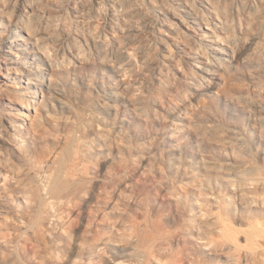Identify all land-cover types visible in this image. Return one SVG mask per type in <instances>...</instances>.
I'll list each match as a JSON object with an SVG mask.
<instances>
[{
  "label": "rangeland",
  "instance_id": "rangeland-1",
  "mask_svg": "<svg viewBox=\"0 0 264 264\" xmlns=\"http://www.w3.org/2000/svg\"><path fill=\"white\" fill-rule=\"evenodd\" d=\"M121 1L0 0V154H12L0 164V180L12 178L0 198V264H127L137 252L118 242L88 254L93 233L109 231L101 213L88 215L99 195H113L99 210L120 233L136 219L145 236L182 230L195 247L221 211L241 231L251 212L264 222V6L209 0L210 25L186 27L171 0ZM179 26L229 53L191 63ZM74 163L75 178L90 180L77 183L88 194L80 218L51 205Z\"/></svg>",
  "mask_w": 264,
  "mask_h": 264
},
{
  "label": "bare ground",
  "instance_id": "bare-ground-1",
  "mask_svg": "<svg viewBox=\"0 0 264 264\" xmlns=\"http://www.w3.org/2000/svg\"><path fill=\"white\" fill-rule=\"evenodd\" d=\"M120 1L121 0H119V2ZM258 2L260 3L261 6H264V0H258ZM16 3H17V1H16ZM171 3L174 6V13H172L173 17L178 18V20H180L179 22H182V24L184 26L187 27V26H190L192 24L199 25L200 21H203V22L206 21L208 26L210 25L209 19H211V14L209 16V12L213 13L215 6L213 8L214 4L212 5L209 2V0H171ZM222 19H221V21L218 19L217 23H219V21H220L221 25L222 24L224 25V23H222L224 20L222 21ZM219 24H216V25L219 27V26H221ZM176 25H178V24L176 23ZM179 27L181 28V26H179ZM192 27H190V28L192 29ZM175 33H176L177 38L183 39V40L186 39L185 40L186 45H183L184 47H182V50L184 52H186L187 59L193 64L197 63V65L198 64L211 65L213 63V61L216 60V59H213V57H214V55H212L213 51L215 53L225 54V55H227V53H229L228 50H227L228 52L226 51V48H228V47H226V48L223 47V43L220 41H219L220 45H217V43H216L217 41H215L214 43H212L210 45H207L206 42H209V40H208L209 38H207L209 36L207 34H205V36H203L202 38H201V36L195 38L194 36H192L191 34L186 32L183 28L178 29V30L176 29ZM189 37L195 38V40L193 39L194 41L192 42V40H190ZM0 41H1V39H0ZM209 48L212 49V51L210 50L211 53L209 52ZM10 55L17 57L16 56L17 54L15 55V53H13V52H11ZM221 60H218V61H221ZM199 66H201V65H199ZM202 67H204V66H202ZM27 68L28 67H24V69H27ZM199 68L202 71L204 70V68H201V67H199ZM17 71L18 70H16L15 73H17ZM39 78H40V82L38 81L36 86L43 93L42 88H41V85H43V82H44L43 76L40 75ZM33 94H35L34 91L31 92L32 97L34 96ZM13 127H14V131L16 132L17 135H19V138H20V136L22 134L21 130L25 129V127H26L25 120L23 122H21L20 124L16 123ZM6 150H8V149H6ZM9 155L11 156L12 154H4V155L0 154V164H2V163L8 164L7 161H9L8 160ZM75 164L76 163H74L73 167L68 169V171H67L68 173L66 172L67 177H70V178H68L69 184L65 185L66 183H64V185H62L60 187L56 186L57 189L53 188V191L50 190V194L52 193L51 196L54 199V203H52L51 205L53 206L52 209L55 210L56 207H60V209L62 208V209L69 211V214H72L73 210H78L79 211V218H80L82 213H83L82 205H83V202L85 201V198H86L85 196L88 194L86 193L85 196L81 195V192L84 189H82V188L80 189L79 186H77V183L80 181L84 182V183H86V182L88 183L90 180L88 181L87 177L84 175H81V178H79L78 180L75 178L76 177L75 171L77 170V166ZM64 170L62 172L65 174ZM10 176H11V174L10 175L9 174H6V175L2 174L1 175L0 198L10 196V192H9V188L11 187L10 186L11 185L10 179H12ZM62 179L60 181H62ZM90 188L92 189L93 187H90ZM47 190H49V189H47ZM238 198L242 201L241 197H238ZM95 199H96V201H92L91 202L92 206H89V208H88L89 209L88 210L89 218H91L92 222H96L97 220H99L97 218L98 214L101 213L103 215V218L101 219V221H100L101 223H99V225H102L103 228H109L108 229L109 231H106V233L108 232V235H104L101 233H97V234L93 233L94 234L92 237L93 246L91 245L92 248H91V250L89 249V252H88L90 257H92V255H97V254L99 255L100 253H102V256L105 255V252L107 250L104 253L101 252L104 250L103 245H106V242H108V241H110V242L114 241V242H118L119 244H124L126 247L127 246L131 247L137 252V253L133 254V256H130L131 260H129V262H128L129 264H154V263H158V264H264V222L258 221L256 219L257 216H255L254 214L252 216V212L248 216L249 221H250L249 222L250 225L249 224L248 225L251 227L250 231H247V230L241 231L233 225L234 221L235 220L237 221L236 216H229L228 215L226 217L227 214L223 211H221V213L220 212L217 213V216H216L215 222H214L215 226H214V224L210 225L209 227H207L208 225L205 226V228L207 230L206 232L204 231L205 233H202L199 231L200 233H198L197 238L200 239L201 244L199 243L200 246L195 247L192 244L193 240H192V237L190 236L191 234L189 235L191 239L186 238L188 235L186 237H184L185 234H184V236L182 235V233H183L182 230H180V231H182L181 234H180V231L176 232V233H179L178 235L175 234V231L173 233V232H170L171 231L170 229H168V230H170V231H167L168 235H167V233L159 232L160 234L162 233V236H160V234H159V237H150L147 235L145 236L146 230H144L140 227V224L138 223V221H136V219L134 220V223L132 222L133 224H130V230H131V233L129 232L130 235L128 236V233H127V235L122 234V233H120L121 227H122L121 223L118 221H114L112 218L108 219L107 218V216H108L107 210H102V212H100V210H99V208L102 205L103 206L107 205V203H110V202L113 203V201L115 200L113 198V195H109L106 197L105 196L102 197V195H99V197H97ZM263 202L261 203V205L263 204ZM102 208H100V209H102ZM57 212L58 211H56V213ZM55 217H56V215H55ZM60 217L58 218L59 220H60ZM133 217H135V216H133ZM204 218H205V214H204ZM129 219H131V218H129ZM255 219L257 220V222L253 223ZM77 220L78 219H76V220L72 219L70 224H69V227L70 228L73 227L78 222ZM108 220H111V221L108 222ZM122 221L123 220H121V222ZM128 221H126V222H128ZM55 224L56 223H52V224L50 223V225H54V226H55ZM155 224H157V223H155ZM54 226H53V228H54ZM119 226H121V227H119ZM161 226L162 225H160V227ZM150 227H151V225H150ZM64 229L66 231V228H64ZM151 229H153V228H151ZM191 230H194V228ZM191 230H190V232H191ZM152 231H154V229ZM186 232H189V231H186ZM196 232H197V230H196ZM149 233H151V232L149 231ZM242 235L246 236L244 241H242V238H241ZM166 236H167V238H166ZM175 236L177 237L178 243H176V245L174 246L173 242L175 241L174 240ZM172 237H173V239H172ZM116 238H118L119 241ZM98 243H100V244H98ZM102 248H103V250H102ZM197 248H199V249H197ZM206 248H208V250H209L208 252L205 251ZM200 249H202V251H204L205 255H201L202 252ZM106 254H108V253H106ZM208 255H211V257H207ZM107 256H109V255H107ZM102 258H101V263H102ZM107 260L105 258L103 260L104 261L103 263H107L106 262ZM110 261H108V262H110ZM107 264H110V263H107ZM111 264H113V263H111ZM114 264H117V263H114Z\"/></svg>",
  "mask_w": 264,
  "mask_h": 264
}]
</instances>
